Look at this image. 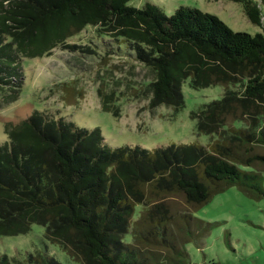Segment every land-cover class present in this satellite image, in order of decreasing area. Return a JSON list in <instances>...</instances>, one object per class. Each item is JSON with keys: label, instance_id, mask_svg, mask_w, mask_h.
<instances>
[{"label": "trees", "instance_id": "trees-1", "mask_svg": "<svg viewBox=\"0 0 264 264\" xmlns=\"http://www.w3.org/2000/svg\"><path fill=\"white\" fill-rule=\"evenodd\" d=\"M127 1L0 0V105L18 95L22 57L56 47L93 52L102 62L117 57L144 66L148 79L139 90L149 108L180 110L185 79L193 88L220 84V98L189 113L210 142L111 146L98 127L38 109L5 121L0 234L42 224L45 238L76 264H193L184 244L199 245L198 231L207 227L194 211L230 185L254 200L264 197V28L235 31L197 7L167 14L150 2ZM233 1L261 25L257 2ZM88 26L94 42L70 40ZM65 84L71 100L75 87ZM98 95L104 110L118 113L101 87ZM15 261L62 264L40 250L24 260L0 256V264Z\"/></svg>", "mask_w": 264, "mask_h": 264}, {"label": "rangeland", "instance_id": "rangeland-1", "mask_svg": "<svg viewBox=\"0 0 264 264\" xmlns=\"http://www.w3.org/2000/svg\"><path fill=\"white\" fill-rule=\"evenodd\" d=\"M254 1L261 10V25L250 22L242 5L233 0H128L127 3L142 6L150 2L167 14L180 5L193 6L216 14L232 30L255 33L264 28V2ZM95 35L93 27L88 26L70 40L94 42ZM20 64L23 80L18 95L0 105V143L7 139L4 122L24 118L34 109L64 116L88 129L98 127L111 146L151 149L170 143L206 145L211 140L210 134L195 131V121L189 113L204 102L220 98L223 94L220 84L193 88L189 79H185L181 85L184 105L173 114L165 105L148 107V98L139 90L148 73L139 63L117 57L102 62L93 52L78 55L56 47L41 56L22 57ZM63 83L75 87L71 100L66 99ZM99 87L107 95L108 106L118 109L117 114L103 109ZM193 215L207 223L205 231H198L199 245L194 241L184 244L193 264L209 259L223 264H264V197L254 200L236 185H230L215 193ZM35 250L46 252L62 264H76L45 238L42 224L33 223L24 233L0 234V256L24 260Z\"/></svg>", "mask_w": 264, "mask_h": 264}, {"label": "crops", "instance_id": "crops-1", "mask_svg": "<svg viewBox=\"0 0 264 264\" xmlns=\"http://www.w3.org/2000/svg\"><path fill=\"white\" fill-rule=\"evenodd\" d=\"M222 263V262H221Z\"/></svg>", "mask_w": 264, "mask_h": 264}]
</instances>
